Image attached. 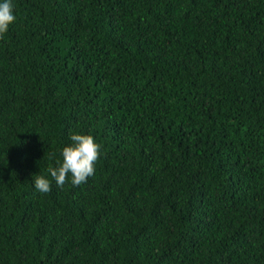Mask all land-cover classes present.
Here are the masks:
<instances>
[{
	"label": "trees",
	"instance_id": "obj_1",
	"mask_svg": "<svg viewBox=\"0 0 264 264\" xmlns=\"http://www.w3.org/2000/svg\"><path fill=\"white\" fill-rule=\"evenodd\" d=\"M11 2L0 264H264V0ZM70 132L99 158L61 188Z\"/></svg>",
	"mask_w": 264,
	"mask_h": 264
},
{
	"label": "clouds",
	"instance_id": "obj_2",
	"mask_svg": "<svg viewBox=\"0 0 264 264\" xmlns=\"http://www.w3.org/2000/svg\"><path fill=\"white\" fill-rule=\"evenodd\" d=\"M16 16L13 13L11 0L0 3V35L7 32L9 25L14 23ZM71 143L61 151L62 159L57 161V167H49L47 172L54 179L58 187H63L69 180L72 186H79L94 175L95 163L99 158L100 146L91 135L69 133ZM34 187L40 193L51 190L49 179L38 175L34 179Z\"/></svg>",
	"mask_w": 264,
	"mask_h": 264
}]
</instances>
